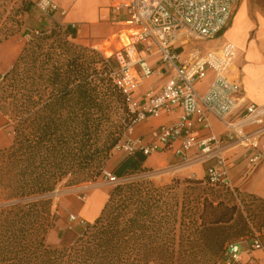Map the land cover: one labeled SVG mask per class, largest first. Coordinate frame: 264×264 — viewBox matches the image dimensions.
I'll list each match as a JSON object with an SVG mask.
<instances>
[{
	"label": "trees",
	"instance_id": "16d2710c",
	"mask_svg": "<svg viewBox=\"0 0 264 264\" xmlns=\"http://www.w3.org/2000/svg\"><path fill=\"white\" fill-rule=\"evenodd\" d=\"M6 1L0 0V43L19 33L28 39L0 73V111L12 134L0 149V264H215L230 242L253 235L249 215L228 190L215 187L228 198L170 202L162 188L145 191L125 180L68 245H50L60 218L55 193L105 179L104 163L132 114L111 76L115 60L73 42L76 30L41 12L35 0L10 8ZM34 10L52 19L31 33L26 16ZM130 156L112 171L118 178L139 172L129 171ZM135 156L140 163L147 158ZM251 198L261 202L264 225V200Z\"/></svg>",
	"mask_w": 264,
	"mask_h": 264
},
{
	"label": "built area",
	"instance_id": "2783aa9c",
	"mask_svg": "<svg viewBox=\"0 0 264 264\" xmlns=\"http://www.w3.org/2000/svg\"><path fill=\"white\" fill-rule=\"evenodd\" d=\"M74 1V0H73ZM36 7L45 14L59 9L56 0H35ZM126 18L119 19L121 9ZM235 0H131L115 5L114 20L124 30L116 37V45L105 60H115L111 76L126 96L130 123L126 135L133 126L151 116L180 109L178 119L159 127L156 137L148 143L125 138L114 150L146 156L174 146L175 155L184 163L190 161V151L198 147V159L209 163L206 181L209 185L230 191L237 203H243L230 178L231 163L227 150L231 146H243L250 165L264 162V147L260 135L264 131V104L246 102L241 83L230 79L227 70L237 54V46L224 42L218 49L203 51L198 44L183 57L176 48L178 42L207 41L216 39L231 24ZM73 27L75 25L73 24ZM158 58L170 75L158 91H137L146 80L161 75V65L155 67L150 58ZM213 74L206 91L201 92L199 83ZM225 125V132L215 136L211 132V117ZM192 122L207 134L196 135L191 131ZM105 179L118 183L120 178L106 168ZM75 220L74 215L70 216ZM85 224L84 221H82ZM243 249L240 241L230 242L215 264H246L244 254L263 248L260 234L255 232Z\"/></svg>",
	"mask_w": 264,
	"mask_h": 264
},
{
	"label": "crops",
	"instance_id": "0c3cea01",
	"mask_svg": "<svg viewBox=\"0 0 264 264\" xmlns=\"http://www.w3.org/2000/svg\"><path fill=\"white\" fill-rule=\"evenodd\" d=\"M131 0H56L59 9L54 12L53 19L60 22L62 25H69L76 30V37H70L72 40L81 45L92 47L104 55H110L116 45V37L124 30L114 20L113 8L118 4H125ZM243 9V18L236 22L237 13L236 6L231 24L224 31L226 37L221 44L215 47H201L203 51L210 49H218L224 42H232L237 46V54L234 57L231 65L227 70V76L230 79H235L241 83L242 94L246 102H254L264 104V18L256 17L252 21L249 19L247 12ZM126 13L122 8L119 14V19H125ZM243 20V21H242ZM73 24L75 27H73ZM257 27L254 36L251 37L252 30ZM223 32V33H224ZM195 45V41L189 40L178 42L176 48L185 57L191 48ZM243 52V56L242 55ZM243 58H241V57ZM240 57V59H239ZM238 59V60H237ZM151 63L158 67L160 62L158 58H150ZM162 74L155 75L146 80L145 84L137 91V94H142L144 91L154 89L158 91L170 75V70L165 65H161ZM213 74H210L207 79L199 83L201 92L206 91L208 85L212 81ZM180 114V109L173 112H163L159 116H151L147 120L139 122L125 138L132 140H142L148 143L156 137V133L160 126L168 125L175 122ZM191 131L196 135L207 134V131H202L197 124L192 122ZM6 116L0 111V149L8 145V140L5 132ZM225 125L216 117H211V132L215 136H221L225 132ZM174 145L163 148L162 150L147 156L143 163H140L135 154L120 152L112 155L109 160L111 169H115L121 164L128 155L130 156L129 171H140L147 168L148 171L164 169V168H179L181 164L180 158L174 153ZM260 146L264 147V131L260 135ZM141 153V152H137ZM248 150L243 146H231L227 150L229 161L231 163L230 178L236 189L242 203L243 196H254L264 200V162L250 165L246 154ZM143 154V153H142ZM200 154L199 148L194 147L190 151V161L182 166V169L188 176H194L198 179H206V167L209 163H204L198 159ZM146 156V155H145ZM199 161H197V160ZM112 170V171H113ZM104 191V192H103ZM108 191V190H107ZM104 188L95 189L86 202H75L73 205L74 216L87 217L89 220H81L86 222L93 221L101 212L104 203L109 194ZM71 201V200H68ZM94 202L90 205L91 202ZM234 202L237 203L234 197ZM70 204V203H69ZM238 204V203H237ZM239 206V204H238ZM75 216V217H76ZM71 224L74 220L69 218ZM58 238L59 232L63 228L55 226L51 232H54ZM49 233V234H50ZM260 234V233H259ZM254 235V234H253ZM252 235V236H253ZM251 237H243L239 239L243 249H247V245L252 239ZM263 248L252 250V255L244 254L243 261L246 264H264V233L260 234ZM237 242V241H235Z\"/></svg>",
	"mask_w": 264,
	"mask_h": 264
},
{
	"label": "rangeland",
	"instance_id": "374dc122",
	"mask_svg": "<svg viewBox=\"0 0 264 264\" xmlns=\"http://www.w3.org/2000/svg\"><path fill=\"white\" fill-rule=\"evenodd\" d=\"M17 0H7V7L10 8L14 4V2ZM235 6H236V13L237 17L241 13L243 14V9L248 14L249 19L252 21L256 17L264 18V0H235ZM236 17V19H237ZM51 17H47L46 19H43V16L37 11L34 10L33 13L26 16V27L29 28L30 32L33 33L37 28L40 27L42 21L44 20L47 22V24L51 23ZM243 21V20H242ZM257 27H255L251 32V37L254 36V33L256 31ZM226 32L220 34L216 39L214 40H207V41H201L198 40L195 43L199 45V47H215L219 44H221L227 37L225 36ZM28 36H23L21 33L15 34L13 36H10L9 38L3 40L0 43V73L6 72L14 63L17 56L22 50V47L24 46L25 42L27 41ZM75 42V41H73ZM78 44L77 42H75ZM81 45V44H79ZM85 47H88L95 53H99L102 55L101 52L93 49L92 47L83 45ZM243 56V52L242 55ZM240 56V57H241ZM239 57V59H240ZM242 58V57H241ZM244 58V57H243ZM242 58V59H243ZM238 60V59H237ZM118 112L112 113V117L114 119L118 118ZM7 121V118H6ZM118 125H121L122 123H119ZM117 130H120L119 127H115ZM116 129L114 131H116ZM2 132H5V135L7 137L8 145H10L12 141V134L9 133V130L5 128ZM126 130L123 138L119 141L125 139ZM7 145V146H8ZM6 146V147H7ZM115 147V146H114ZM122 153L123 151L114 150V148L111 151L110 156L108 159H106L104 163V168H106L109 171H112L109 160L111 159L112 155H116L117 153ZM197 160V159H196ZM201 160V159H200ZM199 161V160H197ZM185 163V162H184ZM181 164L179 168H164V169H158V170H152V171H139L136 173H131L127 175V177L120 178L119 182L122 181H135L140 182L142 187H144L145 191L153 190V188H162L164 190L165 198H167L168 201L174 202L173 198L177 197L180 200H182L184 197L189 198L190 200L193 197H204L209 196L211 198H228L229 195L222 192L221 190L216 189L215 187L209 185L206 181V179L203 181V183L197 182V178L194 176H188L187 173L184 172L182 169V166H185L183 162L181 161ZM201 179V178H200ZM118 182V183H119ZM118 183H110L107 179H100V180H93L86 183H82L75 186L70 187H62L59 191L55 193V203L56 206L59 207L60 211V218L56 224L58 228H63V231L65 232L64 236L62 238H58L54 232H51L47 236V242L52 246H65L68 245L76 236V233L85 225L82 223L83 220H89L87 217H78L76 216V219L71 223L69 221V218L71 214L73 213V205L75 202H86V199L89 197V195L97 188H104L106 189L107 193L110 194L111 190L116 186ZM104 192V191H103ZM71 200V201H68ZM234 200L231 199V202ZM243 208L241 209L244 211L245 215H249V228L251 230V234H255V232L263 234L264 233V225H261V222L263 220V210L260 209V201H253L251 197H244L243 196ZM70 203V204H69ZM94 202L92 201L90 205H92ZM260 204V205H259ZM260 215L261 217L254 216ZM240 238H237L235 240H239ZM150 264H156V263H150Z\"/></svg>",
	"mask_w": 264,
	"mask_h": 264
},
{
	"label": "bare ground",
	"instance_id": "6f19581e",
	"mask_svg": "<svg viewBox=\"0 0 264 264\" xmlns=\"http://www.w3.org/2000/svg\"><path fill=\"white\" fill-rule=\"evenodd\" d=\"M241 18H243V14L240 13V14L238 15L237 19H236V22H237L238 20H240Z\"/></svg>",
	"mask_w": 264,
	"mask_h": 264
}]
</instances>
